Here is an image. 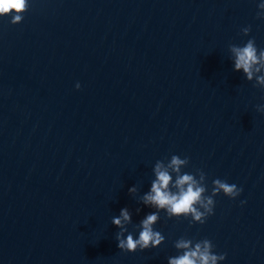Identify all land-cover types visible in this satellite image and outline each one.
Segmentation results:
<instances>
[{
  "label": "water",
  "instance_id": "95a60500",
  "mask_svg": "<svg viewBox=\"0 0 264 264\" xmlns=\"http://www.w3.org/2000/svg\"><path fill=\"white\" fill-rule=\"evenodd\" d=\"M28 2L21 23L0 16V264H168L180 238L264 264V67L248 80L230 48L264 49V0ZM158 165L243 192L204 224L169 219L143 203ZM123 208L125 238L158 212L162 244L120 250Z\"/></svg>",
  "mask_w": 264,
  "mask_h": 264
},
{
  "label": "clouds",
  "instance_id": "9594fccd",
  "mask_svg": "<svg viewBox=\"0 0 264 264\" xmlns=\"http://www.w3.org/2000/svg\"><path fill=\"white\" fill-rule=\"evenodd\" d=\"M258 18L264 17V3L259 4ZM29 9L28 0H0V16H11V23L18 24L24 19V14ZM245 35L251 32V26L242 29ZM234 54V70L243 71L248 80H252L254 72L261 71L264 64V49H258L255 39H249L244 46H230ZM259 65V66H258ZM256 79L260 84H264V76H258ZM77 89L81 87L79 83ZM258 111L264 112V106H257ZM189 161L188 157L181 159L173 155L171 165L177 173H180V166ZM197 173L199 179L196 178ZM157 180L152 182L151 191L144 195L143 203L145 205H154L158 209L164 210L169 219L176 217H191L193 222L204 224L207 218L214 214L215 199L214 197L221 192L231 198L236 199L243 192L242 188L236 184H229L226 180L219 178L213 181L211 195H207L206 174L202 170H197L196 174L183 173L178 175L173 183V178L168 171H161L159 165L156 169ZM170 185L177 191L170 190ZM130 191L135 192L132 188ZM139 211V209L137 210ZM160 219L158 212H152L141 221L139 237L134 238L133 234L128 233L126 238L124 227L125 222H131L132 216L127 208L120 211V216L113 217L112 223L121 229L116 234L118 248L124 252L146 250L159 247L165 237L161 232L155 230L153 225ZM192 240L180 238L175 242V247L184 250L183 253L176 257H169L168 264H217V261L226 259V254H215L214 244L209 239H204L195 243L194 248H190Z\"/></svg>",
  "mask_w": 264,
  "mask_h": 264
}]
</instances>
